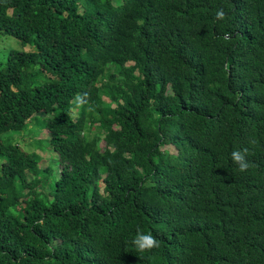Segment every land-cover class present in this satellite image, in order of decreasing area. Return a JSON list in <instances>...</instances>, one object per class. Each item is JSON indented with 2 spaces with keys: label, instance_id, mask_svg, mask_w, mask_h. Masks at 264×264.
<instances>
[{
  "label": "trees",
  "instance_id": "obj_1",
  "mask_svg": "<svg viewBox=\"0 0 264 264\" xmlns=\"http://www.w3.org/2000/svg\"><path fill=\"white\" fill-rule=\"evenodd\" d=\"M0 34V264H264V0H0Z\"/></svg>",
  "mask_w": 264,
  "mask_h": 264
},
{
  "label": "clouds",
  "instance_id": "obj_2",
  "mask_svg": "<svg viewBox=\"0 0 264 264\" xmlns=\"http://www.w3.org/2000/svg\"><path fill=\"white\" fill-rule=\"evenodd\" d=\"M223 11H217V17H223ZM248 149L247 148H237L231 153V160L233 163L237 164L240 171H244L249 167L250 162L247 160ZM132 244L139 250H144L146 248L158 247L159 241L150 233L141 232L137 229L133 239Z\"/></svg>",
  "mask_w": 264,
  "mask_h": 264
},
{
  "label": "rangeland",
  "instance_id": "obj_3",
  "mask_svg": "<svg viewBox=\"0 0 264 264\" xmlns=\"http://www.w3.org/2000/svg\"><path fill=\"white\" fill-rule=\"evenodd\" d=\"M11 48H21V43L16 39V38H13L11 36H4V35H1L0 34V60H5L8 52H9V49ZM44 132H47V129H44L43 130ZM43 131H41L42 133L40 134V137L44 136V133ZM26 138L30 139L29 136H26ZM29 141L27 140V143ZM26 145L24 146V148L26 149H32L30 148L29 145ZM35 150L36 152L42 154L43 156H50V154H48L46 151H43L41 148H35L33 149ZM33 175L30 174V177H32ZM103 189V185H101ZM45 190L47 191L48 188L45 187Z\"/></svg>",
  "mask_w": 264,
  "mask_h": 264
}]
</instances>
